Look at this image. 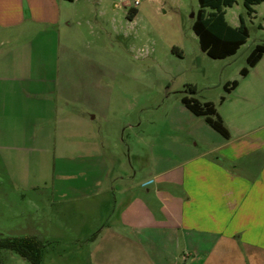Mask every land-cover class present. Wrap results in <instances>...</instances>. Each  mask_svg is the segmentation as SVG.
Instances as JSON below:
<instances>
[{"label":"rangeland","instance_id":"374dc122","mask_svg":"<svg viewBox=\"0 0 264 264\" xmlns=\"http://www.w3.org/2000/svg\"><path fill=\"white\" fill-rule=\"evenodd\" d=\"M103 1V17L91 7L77 19L84 26L78 44L83 54L69 64L58 61L54 111L31 119L32 104L26 105V119L10 120L8 145L0 149V237L40 240V264H111L115 255L133 254L136 248L118 237L125 235L119 215L134 198L146 199L150 165L162 156L177 162L182 146L203 149L204 139L211 140L203 126L216 133L182 98L220 110L231 105L220 103L231 94L226 83L241 79L251 52L264 45V3L252 15L244 0L226 9L232 26L245 20L250 37L236 55L213 59L193 30L200 0ZM132 10L137 13L130 19ZM77 114L101 143L91 160L100 169L91 177H101V165L106 167L104 185L90 184L97 192L90 199L79 195L89 187L82 146L95 141L83 135L86 120ZM0 264L31 263L0 249Z\"/></svg>","mask_w":264,"mask_h":264},{"label":"crops","instance_id":"0c3cea01","mask_svg":"<svg viewBox=\"0 0 264 264\" xmlns=\"http://www.w3.org/2000/svg\"><path fill=\"white\" fill-rule=\"evenodd\" d=\"M91 7L103 17L107 3L0 0V149L8 145L10 120L26 119V105L33 106L28 108L31 119L54 111L58 61L69 64L81 55L84 26L77 19ZM67 63L66 72L71 71ZM238 82L229 99L220 102L222 108L228 100L232 104L216 108L229 138L206 122L216 133L202 127L203 136L211 139H204L203 149L182 146L177 162L162 156L150 165L146 199L134 198L119 215V233L125 235L118 237L136 251L115 255L108 263L264 264V56ZM76 116L86 120L83 135L95 141L82 146L89 187L79 195L90 199L97 194L90 184L104 185L106 167L101 165V177H91L100 169L91 160L101 143L88 130V120Z\"/></svg>","mask_w":264,"mask_h":264},{"label":"trees","instance_id":"16d2710c","mask_svg":"<svg viewBox=\"0 0 264 264\" xmlns=\"http://www.w3.org/2000/svg\"><path fill=\"white\" fill-rule=\"evenodd\" d=\"M263 2L264 0H244V5L248 14L252 15L255 12L254 7ZM235 3L236 0H200V9L195 16L193 30L199 38L202 51L213 59H226L236 55L250 37V30L242 17H240V25L236 27L232 26L226 18V9L233 7ZM136 13V10H132L129 13V18L133 19ZM263 56L264 45L259 44L247 59L248 67L241 70L242 76H246L250 68H254ZM238 85L237 80L228 82L225 85V90L230 94ZM191 91L194 92L195 88L191 87ZM225 99L226 97H222V101ZM182 102L194 115L204 117L215 131L225 138H229V131L213 103H201L188 96H184ZM0 249H10L31 264H40L43 244L31 236L0 237Z\"/></svg>","mask_w":264,"mask_h":264},{"label":"built area","instance_id":"2783aa9c","mask_svg":"<svg viewBox=\"0 0 264 264\" xmlns=\"http://www.w3.org/2000/svg\"><path fill=\"white\" fill-rule=\"evenodd\" d=\"M140 1L139 0H135V5H139Z\"/></svg>","mask_w":264,"mask_h":264}]
</instances>
